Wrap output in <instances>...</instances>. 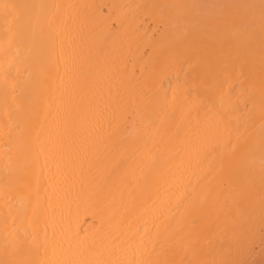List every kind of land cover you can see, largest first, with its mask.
Instances as JSON below:
<instances>
[{
  "label": "bare ground",
  "instance_id": "bare-ground-1",
  "mask_svg": "<svg viewBox=\"0 0 264 264\" xmlns=\"http://www.w3.org/2000/svg\"><path fill=\"white\" fill-rule=\"evenodd\" d=\"M0 264H264V0H0Z\"/></svg>",
  "mask_w": 264,
  "mask_h": 264
}]
</instances>
